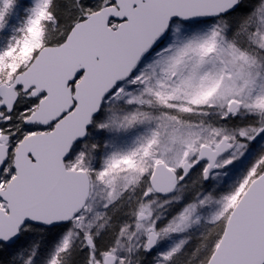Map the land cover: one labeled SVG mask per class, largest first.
Masks as SVG:
<instances>
[{
  "label": "snow or ice",
  "instance_id": "1",
  "mask_svg": "<svg viewBox=\"0 0 264 264\" xmlns=\"http://www.w3.org/2000/svg\"><path fill=\"white\" fill-rule=\"evenodd\" d=\"M0 264H264V0H0Z\"/></svg>",
  "mask_w": 264,
  "mask_h": 264
}]
</instances>
